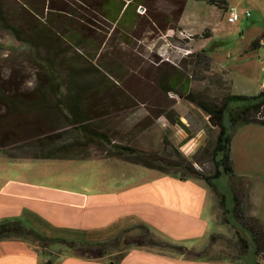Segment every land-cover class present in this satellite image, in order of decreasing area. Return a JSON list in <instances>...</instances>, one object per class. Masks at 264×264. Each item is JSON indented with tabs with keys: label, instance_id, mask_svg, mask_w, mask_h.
Listing matches in <instances>:
<instances>
[{
	"label": "rangeland",
	"instance_id": "rangeland-1",
	"mask_svg": "<svg viewBox=\"0 0 264 264\" xmlns=\"http://www.w3.org/2000/svg\"><path fill=\"white\" fill-rule=\"evenodd\" d=\"M20 1L7 0L10 6L18 9H21ZM45 2L44 13L47 14L48 0ZM228 4V9L223 11L202 0H136L132 23L124 25L104 17L98 5L85 3L84 6L78 0H51L52 10L60 12L51 14L55 24H63L67 20L71 24L76 22L82 34L94 42L92 46L82 45L79 49L68 46L62 57L76 58L79 50L89 62L78 61L99 67L110 79L109 89L105 91L85 89L84 104L90 109L93 122L108 134L111 143L135 147L143 154L151 152L178 158L180 153L201 172L213 171L209 151L216 129L208 122L207 114L184 95L172 91L164 94L159 87V78L166 73L171 76L179 74L183 80L190 81L193 92L209 97H217L224 91L243 94L258 91L264 77V44L255 49H249V45L264 30V0H228ZM69 5L75 10L73 13L64 10ZM180 5H183L181 13ZM78 9L86 17L80 16ZM229 9L238 12V20L228 21ZM175 17L179 18L177 22ZM205 30L207 35L211 34L210 37L204 34ZM202 49L208 50L207 54L212 58L209 70L196 62V53ZM38 71L26 44L0 28L1 82L12 77L9 86L31 87ZM93 108L97 110L93 111ZM167 114L173 121L167 118ZM235 128L229 152L237 176L231 178V182L243 215L238 220L244 222L246 218L255 216L251 213L252 202L264 215V125L240 124ZM183 146H189L187 153ZM6 150L0 148V187L9 180L55 183L57 174L61 173L71 180L81 176L94 182L111 174L131 176L133 174H128L129 171L136 168L134 176L149 172L142 163H132L116 156L106 161L98 159L108 155L95 145L91 146L92 155L98 158L92 160H10ZM152 170L149 174L153 172L155 175ZM224 179L218 178L217 183ZM251 188L253 198L250 196ZM224 215L217 200L213 222L216 230L196 250H203L205 257L215 262L221 261L214 264H251L252 248L242 254L237 235L224 221ZM238 227L243 228L241 225ZM137 232L132 227L122 234L135 235ZM241 233L248 237L245 232ZM44 243L52 257L71 253L60 242L50 240ZM258 244L260 248L261 239ZM34 245L40 249L38 242ZM117 256V252H112L107 257ZM254 259L264 264V248H260Z\"/></svg>",
	"mask_w": 264,
	"mask_h": 264
},
{
	"label": "trees",
	"instance_id": "trees-1",
	"mask_svg": "<svg viewBox=\"0 0 264 264\" xmlns=\"http://www.w3.org/2000/svg\"><path fill=\"white\" fill-rule=\"evenodd\" d=\"M78 1L84 6L85 3L98 5L102 15L117 24L129 25L135 16L136 0L127 3L125 0ZM202 1L223 11L228 9V0ZM45 4V0H22L21 9H18L10 6L7 0H0V28L26 44L39 69L38 77L31 87L21 88L19 84L9 86L12 77L5 82L0 80V148L7 149V158H90L93 157L91 146L95 145L105 151L108 157L116 156L132 163H142L147 168L174 173L182 178L199 177L215 193L218 204L225 213L224 221L237 235L242 254H246L251 247L254 257L259 255L260 248H264V219L253 216L246 218L249 223L238 220L243 218V215L234 184L231 182V178H236L237 175L229 151L232 132L237 125H264V87L253 94L224 91L217 97H209L207 94L199 95L193 92L189 86L190 81L183 80L179 74L171 76L166 73L159 78V87L164 94L172 91L184 95L207 114L208 122L216 129L209 151V160L213 164V171L210 173L201 172L180 153L177 154L178 158L151 152L143 154L135 147L111 143L108 134L93 122L92 113L84 104L85 89L100 92L109 89L108 75L95 65L78 61L80 59L89 62L79 50L76 51V58L62 57L68 46L79 49L82 45L92 46L94 42L82 34L81 27L76 22L71 24L67 20L63 24H55L51 14L60 12L53 11L51 0H48V13L45 14ZM64 10L70 13L75 11L70 5ZM182 10L183 5H180L179 12ZM78 11L80 16L86 17L82 10ZM176 20L179 18L175 17ZM207 33L205 30L204 34L210 37L211 34ZM262 38L264 32L251 41L249 49L264 44ZM207 51L202 49L195 57L198 64L209 70L212 58ZM93 75L99 78L92 79L90 76ZM219 81L223 84V81ZM96 110L97 108H93V111ZM166 116L173 121L168 114ZM183 147L186 153L190 149L189 146ZM220 177H225V185L222 182L217 183ZM230 214L235 221L228 217ZM40 226L26 224L19 218L3 219L0 221V240L13 238L28 240L34 244L38 242L41 251L47 256L44 264H54L59 256L52 257L50 252H47L48 245L44 242L50 240L65 245L67 251L71 250L72 253L89 258H100L117 252L118 256L111 258L114 264H117L128 249L136 246L155 247L165 253L190 258L206 256L203 250L187 248L164 239L142 222L136 224V227L133 226L138 230L135 235L124 236L122 233L128 231L127 228L126 231L122 230L120 234L104 241L86 239L76 231L60 232L62 230L54 228L44 233L39 229ZM241 231L248 237H244ZM260 239L262 246L259 248ZM254 264L262 263L255 260Z\"/></svg>",
	"mask_w": 264,
	"mask_h": 264
},
{
	"label": "crops",
	"instance_id": "crops-1",
	"mask_svg": "<svg viewBox=\"0 0 264 264\" xmlns=\"http://www.w3.org/2000/svg\"><path fill=\"white\" fill-rule=\"evenodd\" d=\"M263 87L264 77L260 80L258 91ZM235 130L232 132L230 150ZM94 158L98 157L80 159ZM108 158L98 159L106 161ZM147 169L149 172L152 170ZM233 169L235 171L234 165ZM153 170L155 175L147 172L142 176H134L136 168L133 172L129 171L128 174H133L131 176L111 174L94 182L81 176L71 180L62 173L57 174L58 180L55 183L9 180L0 187V221L19 218L32 226L38 227L40 224L39 229L44 233L52 228L62 230L60 232L76 231L86 239L100 241L142 222L170 242L187 248H201L208 235L216 230L213 225L217 201L215 193L199 177L182 178L174 173ZM225 180L222 181L224 185ZM262 180L264 183V176ZM252 188L250 196L253 198ZM251 213L264 218L256 210L254 202ZM228 217L235 221L231 214ZM107 256L89 258L68 252L59 255L54 264H114V260ZM250 257L251 264H254L253 254ZM46 260L47 256L28 240H0V264H44ZM220 262L208 257L190 258L136 246L128 249L117 264Z\"/></svg>",
	"mask_w": 264,
	"mask_h": 264
},
{
	"label": "built area",
	"instance_id": "built-area-1",
	"mask_svg": "<svg viewBox=\"0 0 264 264\" xmlns=\"http://www.w3.org/2000/svg\"><path fill=\"white\" fill-rule=\"evenodd\" d=\"M238 18H239V14L235 9H229L228 10V16H227L228 21L234 22V21L238 20ZM263 32H264V30H263ZM262 43H264V38H262Z\"/></svg>",
	"mask_w": 264,
	"mask_h": 264
}]
</instances>
